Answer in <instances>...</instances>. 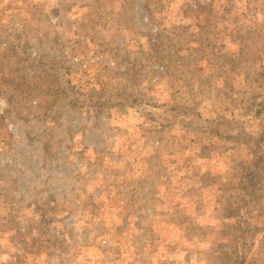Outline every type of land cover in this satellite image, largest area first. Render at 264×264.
<instances>
[{"label": "rangeland", "instance_id": "obj_1", "mask_svg": "<svg viewBox=\"0 0 264 264\" xmlns=\"http://www.w3.org/2000/svg\"><path fill=\"white\" fill-rule=\"evenodd\" d=\"M0 142V264H264V0H0Z\"/></svg>", "mask_w": 264, "mask_h": 264}, {"label": "built area", "instance_id": "obj_2", "mask_svg": "<svg viewBox=\"0 0 264 264\" xmlns=\"http://www.w3.org/2000/svg\"><path fill=\"white\" fill-rule=\"evenodd\" d=\"M3 148H4V144L0 142V152L3 150Z\"/></svg>", "mask_w": 264, "mask_h": 264}, {"label": "trees", "instance_id": "obj_3", "mask_svg": "<svg viewBox=\"0 0 264 264\" xmlns=\"http://www.w3.org/2000/svg\"><path fill=\"white\" fill-rule=\"evenodd\" d=\"M257 113H258V111H256ZM247 226H248V224H247ZM246 229H248L247 227H245ZM249 230V229H248ZM248 230H247V232H248Z\"/></svg>", "mask_w": 264, "mask_h": 264}]
</instances>
